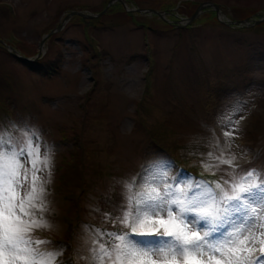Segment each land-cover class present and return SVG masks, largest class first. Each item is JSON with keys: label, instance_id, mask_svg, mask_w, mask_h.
Returning a JSON list of instances; mask_svg holds the SVG:
<instances>
[{"label": "rangeland", "instance_id": "374dc122", "mask_svg": "<svg viewBox=\"0 0 264 264\" xmlns=\"http://www.w3.org/2000/svg\"><path fill=\"white\" fill-rule=\"evenodd\" d=\"M111 1L0 0V121L34 128L50 146V228L39 236L63 246L60 264H85V226L111 228L102 213L152 163L211 181L200 161L220 155L219 140L241 167H264V21L255 23L264 0ZM186 4H204L188 24ZM114 6L167 14L131 21ZM212 14L216 25L204 23ZM8 45L30 64L60 55L57 73H33ZM233 129L227 148L223 132Z\"/></svg>", "mask_w": 264, "mask_h": 264}, {"label": "snow or ice", "instance_id": "6c2138e0", "mask_svg": "<svg viewBox=\"0 0 264 264\" xmlns=\"http://www.w3.org/2000/svg\"><path fill=\"white\" fill-rule=\"evenodd\" d=\"M22 123V122H21ZM231 124V116L222 118ZM231 148L235 129L224 131ZM201 159L215 179H196L174 162H155L123 182L122 201L85 226V264H264V167L235 154ZM226 166V167H225ZM175 168L170 175L169 170ZM50 146L38 130L0 121V264H60L62 247L42 239L50 228ZM101 212L99 208L94 209Z\"/></svg>", "mask_w": 264, "mask_h": 264}, {"label": "trees", "instance_id": "16d2710c", "mask_svg": "<svg viewBox=\"0 0 264 264\" xmlns=\"http://www.w3.org/2000/svg\"><path fill=\"white\" fill-rule=\"evenodd\" d=\"M163 6H166V5H163ZM188 5L186 4V6H184L185 8L182 9V12L183 14H185L186 16H192V14L195 12H189V9L187 7ZM166 7H169V5H167ZM175 7V6H173ZM172 8V7H171ZM108 10H110L109 12L111 13H120L122 14V16H125L127 18H129L131 21H135L136 18L134 17V13H131V12H126V11H123L120 7H117V6H114V7H109ZM107 10V11H108ZM106 11V12H107ZM181 12V13H182ZM190 13V14H188ZM253 15L252 13H247L246 15V18ZM77 18L81 20V17L79 18V16H77ZM245 18V17H244ZM243 18V19H244ZM91 21H95V19H92ZM200 22V20H198ZM216 22L213 14L212 16H209L208 20L206 18V20H204V23H207L209 25H216ZM219 22V21H218ZM135 23H138V22H135ZM168 25V24H167ZM169 26V25H168ZM172 26V25H171ZM262 26V25H261ZM191 27V26H190ZM190 27H188L187 29H189ZM61 56L58 55L56 57V60H51L49 58H46L44 60H40L38 61L37 63H33V64H30V63H26V65L28 66V68L35 74H38L40 75L41 77H49V76H52L54 74L57 73V69H58V65L59 63L61 62Z\"/></svg>", "mask_w": 264, "mask_h": 264}, {"label": "water", "instance_id": "95a60500", "mask_svg": "<svg viewBox=\"0 0 264 264\" xmlns=\"http://www.w3.org/2000/svg\"><path fill=\"white\" fill-rule=\"evenodd\" d=\"M114 1L122 2L123 0H112L111 3L108 4V6H110ZM207 6H212V7L215 9L216 14L219 13L218 7H217L216 5L208 4ZM203 7H204V4L201 5V6L196 10V12L193 14V16L191 17V19H194L199 13H201V11H202L201 9H202ZM129 11H133V10H129ZM135 11H137V12H143V11L140 10V9L135 10ZM148 11H149L150 13H154V14L157 15V16H161L160 13H159L158 11H155V10H148ZM145 12H147V11H145ZM88 17L92 18V17H95V16H94V15H91V16H88ZM191 19H190V20H191ZM262 21H264V17H262V18H260L259 20L255 21V23L257 24V23H260V22H262ZM245 22L247 23V21H245ZM242 23H243V22H240V24H242ZM247 25H248V24H246V25H244V26H247ZM60 27H61V25H59V26L57 27V30H58ZM49 35H50V33L47 34V36H45V37L43 38V40H44L45 38H47ZM2 44H3V43H2ZM7 47L11 50L12 55H13L15 58H17L20 62H22V63H28V62L33 61V60H31V59L24 58V57L20 56L18 53H16V51H15L12 47H10V46H7Z\"/></svg>", "mask_w": 264, "mask_h": 264}, {"label": "bare ground", "instance_id": "6f19581e", "mask_svg": "<svg viewBox=\"0 0 264 264\" xmlns=\"http://www.w3.org/2000/svg\"><path fill=\"white\" fill-rule=\"evenodd\" d=\"M41 51H44V48L43 47H41Z\"/></svg>", "mask_w": 264, "mask_h": 264}]
</instances>
